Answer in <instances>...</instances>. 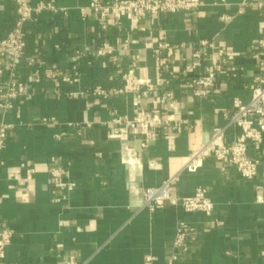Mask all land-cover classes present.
<instances>
[{"label":"crops","instance_id":"0c3cea01","mask_svg":"<svg viewBox=\"0 0 264 264\" xmlns=\"http://www.w3.org/2000/svg\"><path fill=\"white\" fill-rule=\"evenodd\" d=\"M44 1H53L57 11L45 10L27 25L26 56L15 71L0 59V89L14 78L30 94L12 110L0 108V129L10 125L0 149V229L13 231L3 264H145L147 257L166 263L177 252L173 241L181 223L193 228V240L173 264H264V176L244 179L209 154L196 171L184 167L215 127L227 126L224 112L232 111L236 100L250 101L251 86L264 72V56L257 55L264 39V10L257 2L264 0H202L204 6L191 15L160 14L119 25L110 21L106 30L91 11L86 18L81 15L93 0L31 4ZM15 6L16 0H0V40L16 25ZM160 34L166 44H185L173 51L181 69L193 62L199 42L207 40L214 46L209 52L226 53L235 75L220 76L214 91L203 97L176 80L155 86L143 103L167 119L173 111L165 93L172 91L180 105L179 127L150 129L152 139L141 131L113 137L120 127L117 119L125 122L136 115L135 93H113L124 87L118 71L135 64L136 76L156 81L154 49ZM124 40L130 41L129 50L121 49ZM104 42L115 45L114 57L97 55ZM77 50L87 56L77 60ZM28 57L37 62L28 65ZM212 63H203L195 75ZM47 68L70 77L77 72L78 82L49 79ZM97 86L110 95L84 93ZM236 133L229 127L227 141ZM125 146L136 153L132 167L125 162ZM250 154L264 164V143ZM54 169L63 171L66 187L52 185ZM171 177H176L173 197L192 196L204 187L214 203L212 215L172 203L150 210L131 192L132 185L141 190Z\"/></svg>","mask_w":264,"mask_h":264},{"label":"built area","instance_id":"2783aa9c","mask_svg":"<svg viewBox=\"0 0 264 264\" xmlns=\"http://www.w3.org/2000/svg\"><path fill=\"white\" fill-rule=\"evenodd\" d=\"M31 2L32 0H16L15 10L18 20L15 27L0 40V59L8 61L9 67L13 72L18 67L19 60L26 56L27 25L36 22L40 14L45 10L57 11L53 1L40 2L35 7L32 6ZM247 3L248 1H244L243 5ZM203 6L202 0H107L106 2L93 0L87 8L81 9V15L86 18L88 16L87 11H91L96 16L99 27L102 30H106L110 21H113L115 25H119L125 20L137 23L145 19H155L160 14L184 13L191 15ZM257 6L264 10V1L257 2ZM239 12H242V10ZM159 38L158 46L154 49V58L159 71L156 81L136 76L138 66L135 64L130 65L127 71H118L124 81V87L113 90V93H135L136 115L133 119L125 122L117 119L120 127L115 131L113 137L126 138L130 132L138 134L140 131L150 135V129L171 126L179 127L176 115L180 113V105L172 91H166L165 93L168 107L173 111L167 119H163L153 111H150L146 104L143 103V98L150 96L155 86L168 85L173 80H176L180 81L182 87L191 91L194 96L203 97L214 91L220 76L230 77L235 75L236 68L229 66V59L222 49L216 52L208 51V49H213L214 47L210 41L201 40L198 49L194 53L193 62L181 69L176 63L173 51L184 47L185 44H166L163 41V34H160ZM120 47L122 50H129L130 41L124 40ZM258 48L260 52L257 55L261 54L264 56V39L259 42ZM116 51L115 45L109 42H104L96 48L97 55L105 59L114 57ZM86 56V51H76L77 60H81ZM211 59H213L211 69L195 75L199 67ZM27 62L28 65H33L37 60L28 57ZM261 66L264 71V60L261 62ZM45 75L54 81L62 79L65 82H78L77 72H75V77H70L55 69L47 68ZM251 92V99L248 103L236 100L233 110L224 112V116L228 121L227 126H217L213 129L209 142L193 153L191 158L185 163V169L191 172L196 171L209 154L217 161L233 166L244 179L253 180L260 173L264 176V164L260 160L252 158L250 154L251 150L260 151L264 143V72L255 78L251 86ZM84 93L92 97L104 98L110 95V92L102 86L86 90ZM77 94L73 93L72 95L75 96ZM0 97V108L12 110L16 101L30 98L29 88L21 80L11 78L0 89ZM229 127H234L237 130L232 142L227 141V129ZM9 128L10 125H2L0 129V149L5 145ZM150 137L152 139L154 135H150ZM148 141L149 139H145L141 146L146 148ZM124 152L125 162L132 167V158L136 156L134 149L125 146ZM62 176L63 171L59 169L52 170L51 179L55 188L67 186L62 180ZM175 181L176 177H171L160 186L146 187L141 190L132 185L131 192L143 200V208L150 210L163 207L166 203H172L179 204L187 212H200L206 216L212 215L214 203L204 187H198L192 196L173 197L171 187ZM72 186L73 184H69V187ZM192 232L193 228L191 226L181 223L173 241L177 252L166 263L159 262L155 257H147L145 264H173L179 259L181 254L189 250L190 242L193 240ZM12 237L13 231L11 229H0V264H3L6 248L10 244Z\"/></svg>","mask_w":264,"mask_h":264}]
</instances>
